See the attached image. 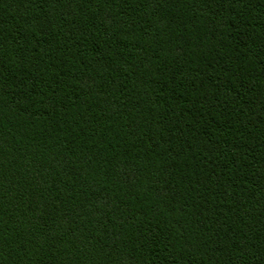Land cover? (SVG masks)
<instances>
[{
	"label": "trees",
	"instance_id": "16d2710c",
	"mask_svg": "<svg viewBox=\"0 0 264 264\" xmlns=\"http://www.w3.org/2000/svg\"><path fill=\"white\" fill-rule=\"evenodd\" d=\"M0 264H264V0H0Z\"/></svg>",
	"mask_w": 264,
	"mask_h": 264
}]
</instances>
